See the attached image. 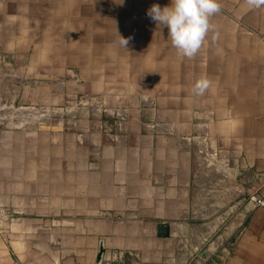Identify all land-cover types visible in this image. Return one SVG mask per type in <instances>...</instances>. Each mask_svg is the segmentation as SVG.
Masks as SVG:
<instances>
[{"label":"crops","instance_id":"obj_1","mask_svg":"<svg viewBox=\"0 0 264 264\" xmlns=\"http://www.w3.org/2000/svg\"><path fill=\"white\" fill-rule=\"evenodd\" d=\"M170 3L0 0V52L45 90L0 123V264H189L190 224L220 222L208 167L264 194V5L219 0L189 59L146 15ZM234 225L201 264H264V205Z\"/></svg>","mask_w":264,"mask_h":264},{"label":"rangeland","instance_id":"obj_2","mask_svg":"<svg viewBox=\"0 0 264 264\" xmlns=\"http://www.w3.org/2000/svg\"><path fill=\"white\" fill-rule=\"evenodd\" d=\"M13 59H9L7 55L0 52V123H15L22 120H40L43 117L33 116L29 113L34 109L41 108L42 93L45 91L42 88L40 81L25 80L24 76H43L38 70L32 69L29 71L25 65H17L12 62ZM29 68V67H28ZM28 70V71H27ZM58 91L55 84L51 89L52 94H56ZM71 102H66V105H75L79 103L78 99L71 98ZM81 105V104H79ZM63 105L62 107H64ZM50 122H66L72 120L70 116L66 114L49 115L44 117ZM207 171L206 169L204 172ZM208 176L204 179L209 180L208 183L214 189L209 192V198L216 201V207L211 208L207 215L210 219L218 217L220 222L219 226L213 231L208 232L204 229H197L195 225L190 224L189 231L185 236L184 247L188 249L192 254V258L189 259V264H195V260H199L198 264H201L200 252L206 248L210 249V252H217L218 243L222 242L221 237L224 235L226 238H230L235 225L240 218H244L249 211V207L253 206L249 201V196L259 195L264 198V194L247 191L241 184L244 182L241 180L243 177H233L230 174L222 175L223 172L214 171L213 167H208ZM236 204V205H235ZM242 223V222H241ZM196 228V229H195ZM194 229L198 232L194 239ZM200 240H203L200 243ZM199 246H197V243ZM212 242H216L215 246H211ZM216 250V251H215ZM178 250L175 252L174 257H178ZM165 264V263H162Z\"/></svg>","mask_w":264,"mask_h":264},{"label":"clouds","instance_id":"obj_3","mask_svg":"<svg viewBox=\"0 0 264 264\" xmlns=\"http://www.w3.org/2000/svg\"><path fill=\"white\" fill-rule=\"evenodd\" d=\"M250 7L264 5V0H246ZM219 0H171L170 5L161 7L153 4L147 10V17L168 29L172 47L179 55L193 58L202 47L211 29L210 17L220 11ZM119 44L125 49L133 37L120 36ZM216 36L213 37L215 39ZM209 87V82L199 80L194 85L196 94H203Z\"/></svg>","mask_w":264,"mask_h":264},{"label":"water","instance_id":"obj_4","mask_svg":"<svg viewBox=\"0 0 264 264\" xmlns=\"http://www.w3.org/2000/svg\"><path fill=\"white\" fill-rule=\"evenodd\" d=\"M158 229H159V231H158L159 235H162V236H167L168 235V230H169L168 224H162L161 223V224H159ZM211 244H212L211 246L213 247L217 243L216 242H212ZM102 252H103V249H102V247H100V252H99L98 258H97L98 261H100L101 258H102ZM209 252H210V249L206 248V249L202 250V252H200L199 255H200L201 258L205 259V258L208 257Z\"/></svg>","mask_w":264,"mask_h":264},{"label":"built area","instance_id":"obj_5","mask_svg":"<svg viewBox=\"0 0 264 264\" xmlns=\"http://www.w3.org/2000/svg\"><path fill=\"white\" fill-rule=\"evenodd\" d=\"M249 201L252 203L253 206L264 205V198L256 194L249 196Z\"/></svg>","mask_w":264,"mask_h":264},{"label":"bare ground","instance_id":"obj_6","mask_svg":"<svg viewBox=\"0 0 264 264\" xmlns=\"http://www.w3.org/2000/svg\"><path fill=\"white\" fill-rule=\"evenodd\" d=\"M211 164V163H210ZM211 201V200H210ZM200 223V222H199ZM210 226H211V224H210ZM199 227H201V228H203V229H205V227H208L207 225H204V226H202L201 224H199ZM208 229V228H207Z\"/></svg>","mask_w":264,"mask_h":264}]
</instances>
